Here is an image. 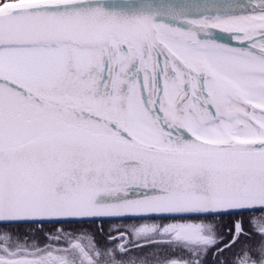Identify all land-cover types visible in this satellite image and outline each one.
Returning <instances> with one entry per match:
<instances>
[{"label": "snow or ice", "instance_id": "1", "mask_svg": "<svg viewBox=\"0 0 264 264\" xmlns=\"http://www.w3.org/2000/svg\"><path fill=\"white\" fill-rule=\"evenodd\" d=\"M226 251L264 264V0H0V264Z\"/></svg>", "mask_w": 264, "mask_h": 264}, {"label": "trees", "instance_id": "2", "mask_svg": "<svg viewBox=\"0 0 264 264\" xmlns=\"http://www.w3.org/2000/svg\"><path fill=\"white\" fill-rule=\"evenodd\" d=\"M217 223H221L218 221ZM223 224L227 225V221L225 220ZM101 226L99 224H84V225H77V224H65V225H53V224H46L43 228H31L30 230H24L21 231L20 229H26L24 227L21 228H13L9 231H17L15 233H19L21 237L28 241V242H34V243H45L49 242L47 239H50V235L56 234L59 232L61 228L64 229L65 233H71L73 236H80L81 234L84 235V239L82 240V243L87 244L89 242V239L91 238L93 242L97 244L98 247L104 248L109 245L113 244V241L110 239V234H108L107 230L105 231H98V229ZM118 231H116L117 233ZM222 232L225 236V239H227L229 233L227 230V227L222 228ZM101 237V238H99ZM55 241V240H54ZM58 242V241H55ZM134 250H137L136 254H149L153 250L152 245H146L143 249L133 248ZM219 254H213L209 253L207 258L211 259H217V256ZM228 257L226 252L223 256H219V259H224Z\"/></svg>", "mask_w": 264, "mask_h": 264}, {"label": "rangeland", "instance_id": "3", "mask_svg": "<svg viewBox=\"0 0 264 264\" xmlns=\"http://www.w3.org/2000/svg\"><path fill=\"white\" fill-rule=\"evenodd\" d=\"M130 227H131V222H129L127 224H125V223H107V224L103 225V228L105 229V231L107 230L108 234H110V235H116V231H118V230L127 231L128 229H130ZM24 228H26V229H20V230L24 231V230H30L31 229L29 227H24ZM17 231H19V230H17ZM17 231H14V233L17 232ZM99 238H101V237H99ZM47 240L48 241H52L51 239H47ZM35 244L38 245L41 248H45L47 246H51L52 248H54L55 246L63 248V247L66 246V241L61 240V241H58V242H45V243H35ZM87 245H88V243L85 244V246H87Z\"/></svg>", "mask_w": 264, "mask_h": 264}, {"label": "flooded vegetation", "instance_id": "4", "mask_svg": "<svg viewBox=\"0 0 264 264\" xmlns=\"http://www.w3.org/2000/svg\"><path fill=\"white\" fill-rule=\"evenodd\" d=\"M246 219H249V218H246ZM116 236H117V238H118V232L116 233ZM52 241H49V242H55L53 239H51ZM249 242L251 243V244H256V243H258V237H252V238H250L249 239ZM30 244H35L34 242H29ZM36 245V244H35ZM55 248H57L56 246L54 247V249ZM132 251L135 253L137 250H134V249H132ZM226 254L228 255V257H226V258H224V259H220V261H221V264H223V261L225 260V259H228V260H231L232 259V254L230 253V252H227L226 251ZM205 264H217V259H211V258H206V261H205Z\"/></svg>", "mask_w": 264, "mask_h": 264}, {"label": "water", "instance_id": "5", "mask_svg": "<svg viewBox=\"0 0 264 264\" xmlns=\"http://www.w3.org/2000/svg\"><path fill=\"white\" fill-rule=\"evenodd\" d=\"M234 43V42H233Z\"/></svg>", "mask_w": 264, "mask_h": 264}]
</instances>
